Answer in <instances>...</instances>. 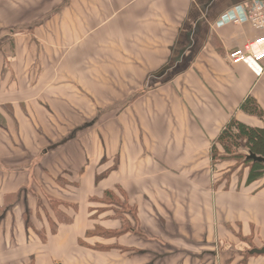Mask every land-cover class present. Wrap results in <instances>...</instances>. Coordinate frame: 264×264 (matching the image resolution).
<instances>
[{"label": "crops", "instance_id": "crops-1", "mask_svg": "<svg viewBox=\"0 0 264 264\" xmlns=\"http://www.w3.org/2000/svg\"><path fill=\"white\" fill-rule=\"evenodd\" d=\"M249 1L0 0V264H264Z\"/></svg>", "mask_w": 264, "mask_h": 264}, {"label": "built area", "instance_id": "built-area-1", "mask_svg": "<svg viewBox=\"0 0 264 264\" xmlns=\"http://www.w3.org/2000/svg\"><path fill=\"white\" fill-rule=\"evenodd\" d=\"M225 16H228L226 19L233 23L246 22L264 33V0H250L243 4L242 15L227 12ZM262 59H264V36L246 41L242 47L235 48L227 54L229 62H243L256 73L263 71L260 63Z\"/></svg>", "mask_w": 264, "mask_h": 264}, {"label": "trees", "instance_id": "trees-1", "mask_svg": "<svg viewBox=\"0 0 264 264\" xmlns=\"http://www.w3.org/2000/svg\"><path fill=\"white\" fill-rule=\"evenodd\" d=\"M241 140L245 141V146L248 152L247 154L242 155V159L245 163H251V172L254 171V169L262 168L264 162L248 160L246 157L249 153L256 155L257 149L260 146L264 149L263 130L231 120L218 138L219 143L230 151H232L233 146L240 145Z\"/></svg>", "mask_w": 264, "mask_h": 264}, {"label": "water", "instance_id": "water-1", "mask_svg": "<svg viewBox=\"0 0 264 264\" xmlns=\"http://www.w3.org/2000/svg\"><path fill=\"white\" fill-rule=\"evenodd\" d=\"M246 159L248 160H253V161H260V162H264V157L261 156H257L255 154L249 153L246 157ZM264 252V246L257 249V248H253L249 251V253H263Z\"/></svg>", "mask_w": 264, "mask_h": 264}, {"label": "rangeland", "instance_id": "rangeland-1", "mask_svg": "<svg viewBox=\"0 0 264 264\" xmlns=\"http://www.w3.org/2000/svg\"><path fill=\"white\" fill-rule=\"evenodd\" d=\"M245 154H247V153H245ZM239 163H242V161H239Z\"/></svg>", "mask_w": 264, "mask_h": 264}]
</instances>
